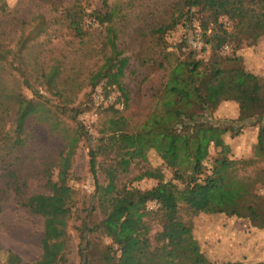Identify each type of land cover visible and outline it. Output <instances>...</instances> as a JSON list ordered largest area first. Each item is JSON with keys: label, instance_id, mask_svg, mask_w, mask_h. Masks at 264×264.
I'll return each instance as SVG.
<instances>
[{"label": "trees", "instance_id": "1", "mask_svg": "<svg viewBox=\"0 0 264 264\" xmlns=\"http://www.w3.org/2000/svg\"><path fill=\"white\" fill-rule=\"evenodd\" d=\"M102 1L106 8L104 18L112 19L135 0ZM53 5L56 4L52 2ZM55 12L51 18L37 13L23 20L13 44V38L8 41L6 25L0 23L2 176L16 190L19 202L44 221L41 255L31 263H23L18 254L9 251L7 264H57L62 260L75 206V189L69 180L78 137L65 141L57 159L46 157L40 161L42 175L53 184L52 191L22 197L15 168L26 158L23 150L31 135L27 120L42 116L52 129L60 124L53 120L47 99L41 95L27 97L22 92L23 84L31 86L35 74V80L48 92L69 104L75 99L68 90L79 92L86 85L95 88L105 80L107 95L117 91V100L128 103L131 99L130 87L124 81L130 57L123 51L104 55V62L84 84L77 70L66 71L65 54L54 56L50 62L41 61L34 54L30 43L48 33L51 24L85 23L92 16L84 0H72L69 5L58 6ZM162 14L148 29L139 30L146 46L138 62L151 66V73L158 75L156 79L151 77L149 110L141 121L135 122L132 115L120 112L112 104L110 109L118 114L117 128L102 130L89 150L96 199L90 210L99 208L104 217L96 223L85 222V248L80 245L83 264L96 257L97 251L88 233L111 240L100 256L102 262L109 264H215L192 224L184 219L183 211L194 215L223 213L246 218L252 226L264 228V195L258 191L264 185V75L245 69L240 56L223 53L229 44L236 50L264 36V0H173ZM195 21L199 22L198 32L185 33L182 41L173 46L169 43L170 32L180 25L189 30ZM201 42L203 49L209 47L208 57L198 56ZM32 64L35 72H28L27 66ZM76 79H80L78 86ZM70 86L76 88L72 90ZM226 101L238 103V117L225 124L213 121L212 114ZM247 126L257 128L254 154L235 158L230 155L231 145L224 136H237ZM212 148H220L215 156ZM149 151L158 154L172 171V177L167 179L159 168H147L135 179L154 178L156 185L142 189L120 183V175L127 174L137 162L147 160ZM105 159L109 161L106 164ZM99 169L105 172L103 183L98 178ZM150 203L158 207L150 209ZM2 209L0 198V212Z\"/></svg>", "mask_w": 264, "mask_h": 264}, {"label": "rangeland", "instance_id": "2", "mask_svg": "<svg viewBox=\"0 0 264 264\" xmlns=\"http://www.w3.org/2000/svg\"><path fill=\"white\" fill-rule=\"evenodd\" d=\"M123 1V0H122ZM54 2L56 5H53ZM72 0H0V23H4L10 33L8 41L15 43L23 20L31 19L37 13H43L47 18L56 14L58 6L69 5ZM173 0H135L130 7H123L122 13L112 19H105L106 8L102 0H84L89 16L85 23L50 25L48 33L32 41L31 48L41 61L50 62L54 56L66 55V71L77 70L81 84L88 82L89 74L96 70L103 62L104 55L115 51H123L130 57L127 74L124 81L129 85L131 99L128 103L117 100L119 93L114 91L106 94L105 80L95 88L84 86L79 92L68 90V94L75 99L66 104L64 98L47 91L45 86L33 79L31 86L23 84L22 92L29 98L41 95L47 99V106L51 108L53 120L60 124L51 128V124L41 117H30L27 128L31 132L28 145L23 150L26 157L22 164L15 168L18 181L22 185V197L36 193H50L53 184L42 175L40 161L46 157H58L65 141L78 137V143L73 155L71 178L69 183L75 189V206L73 216L68 225V246L64 258L57 264H83L80 255V245L85 248V222L100 221L104 214L98 208L91 211L94 198L95 178L90 169L89 150L94 146L102 130L114 131L117 128L118 114L110 109L115 108L127 115H132L135 122L141 121L151 106V77H158L151 73V66H141L138 62L140 52L146 46L139 30L148 29L168 9ZM56 7V8H55ZM2 9L5 11L1 12ZM54 9V10H53ZM96 18V19H94ZM224 20L227 21L225 18ZM195 21L187 30L180 25L170 32L167 40L173 46L182 41L185 33L193 35L200 29ZM198 27V28H197ZM90 32V34H86ZM172 46L170 48H172ZM204 44L198 43L199 57H208L209 47L203 49ZM224 54L236 55L242 58V64L250 72L264 75V36L253 44H244L235 50L232 44L223 49ZM33 64L27 66L28 72H35ZM80 79H76L78 86ZM154 82V81H153ZM155 84V83H154ZM72 87L74 90L76 87ZM78 108V111L72 109ZM239 115V105L235 101H226L212 114L215 122L227 123L235 120ZM225 140L231 145L230 155L235 158H248L254 154L257 140V128L247 126L241 134L231 136L227 133ZM220 148H212V156ZM102 160V158H99ZM108 159L104 163H108ZM264 164V162H261ZM159 168L167 179L172 177V171L164 164L154 151L148 152L147 160L134 164L127 174H121L120 183H127L145 189L157 184L154 178L135 179L144 169ZM100 182L105 180V172L98 171ZM54 179L57 180V171ZM259 193L264 195V185ZM0 198L3 209L0 212V264H7L9 251L18 254L23 263H31L42 253V238L44 236L43 218L23 206L16 196V190L9 185L2 176L0 162ZM158 204L150 203L149 208H157ZM186 221L192 224L196 237L200 240L206 254L215 264L227 261H242L249 264L264 262V228L252 226L248 219L229 216L223 213L190 214L183 211ZM157 228V226H155ZM88 238L96 244V257L88 264H109L101 261V250L111 242L109 238H94L88 233ZM93 247V246H91ZM90 247V248H91Z\"/></svg>", "mask_w": 264, "mask_h": 264}]
</instances>
